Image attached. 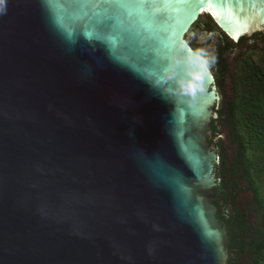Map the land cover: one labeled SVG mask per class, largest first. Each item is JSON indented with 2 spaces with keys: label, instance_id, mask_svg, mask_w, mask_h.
<instances>
[{
  "label": "water",
  "instance_id": "obj_1",
  "mask_svg": "<svg viewBox=\"0 0 264 264\" xmlns=\"http://www.w3.org/2000/svg\"><path fill=\"white\" fill-rule=\"evenodd\" d=\"M149 2L116 32L70 0L0 5V264H228L219 95L186 37L204 14L262 33L264 0Z\"/></svg>",
  "mask_w": 264,
  "mask_h": 264
},
{
  "label": "trees",
  "instance_id": "obj_2",
  "mask_svg": "<svg viewBox=\"0 0 264 264\" xmlns=\"http://www.w3.org/2000/svg\"><path fill=\"white\" fill-rule=\"evenodd\" d=\"M216 27L206 15L191 31L214 32ZM220 33L222 37L210 49L196 41L190 44L213 66L215 85L222 95L214 107L217 119L211 121L209 141L219 156L218 182L212 189L216 216L225 223L230 239L228 264H264V36L255 34L247 46L246 38L235 43ZM241 46L248 49L239 53L230 70L226 54ZM227 75L231 95L226 90ZM242 193L249 196L244 205L238 202Z\"/></svg>",
  "mask_w": 264,
  "mask_h": 264
},
{
  "label": "snow or ice",
  "instance_id": "obj_3",
  "mask_svg": "<svg viewBox=\"0 0 264 264\" xmlns=\"http://www.w3.org/2000/svg\"><path fill=\"white\" fill-rule=\"evenodd\" d=\"M81 7L90 9L84 12L87 22L97 28L111 27L113 32L119 30L125 18H131L151 7L149 0H70ZM4 0H0V5ZM211 7V6H210ZM2 11V9H0ZM114 46L123 39V33L111 37Z\"/></svg>",
  "mask_w": 264,
  "mask_h": 264
},
{
  "label": "rangeland",
  "instance_id": "obj_4",
  "mask_svg": "<svg viewBox=\"0 0 264 264\" xmlns=\"http://www.w3.org/2000/svg\"><path fill=\"white\" fill-rule=\"evenodd\" d=\"M206 19V14H204V15H202L200 18H199V21H204ZM198 21V22H199ZM217 28V27H216ZM193 29V28H192ZM191 29V30H192ZM219 30L220 29H216L214 32H218L219 34H220V32H219ZM203 30L201 31H197V32H195V31H190L189 32V34H188V36L186 37V41H187V43H189V44H191V42H193V41H196V43H198L199 45H201V46H204V45H207L206 47H205V49H210L211 47H213L215 44H216V42H217V40L219 39V37H220V35L218 34V35H214V34H212V35H209L208 37H203ZM251 44V42L250 43H248V45H250ZM201 57V56H200ZM202 58V57H201ZM203 59V58H202ZM204 61V63H206V66L208 67V69L210 70V72L213 74L214 73V68H213V66L209 63V62H207V61H205V60H203ZM228 86H230V84H231V82L229 81V79H228ZM228 90H229V88H228ZM220 136H218L217 138H216V140L219 138ZM222 138L223 139H225V134H223L222 135ZM249 199V196H248V194H241L240 195V197H239V200H238V202H239V204L240 205H244L246 202H247V200Z\"/></svg>",
  "mask_w": 264,
  "mask_h": 264
},
{
  "label": "flooded vegetation",
  "instance_id": "obj_5",
  "mask_svg": "<svg viewBox=\"0 0 264 264\" xmlns=\"http://www.w3.org/2000/svg\"><path fill=\"white\" fill-rule=\"evenodd\" d=\"M219 32H223V31H219ZM224 33V32H223ZM259 34H261V35H263L264 36V31L262 32V33H259ZM224 35H226L225 33H224ZM227 36V35H226ZM253 36H255V34L254 35H252V36H249V37H244V38H246L248 41H247V46H251L252 45V43H253V41H252V39H253ZM220 37H222V35H221V33H220ZM228 37V36H227ZM229 38V37H228ZM232 40V39H231ZM233 41V40H232ZM233 42H235V43H238V42H236V41H233ZM251 42V44L250 45H248V43H250ZM258 45H260V43L258 44ZM246 49H248L246 46H241V47H233L232 48V50L231 51H229V52H227V54H226V56L228 57V62L230 63V70H233L234 69V67H235V62H234V59L239 55V53L241 52V51H245ZM213 75V78H214V81H215V71H214V73L212 74ZM228 79H229V81H230V78L228 77V75H227V78L225 79V82H226V90H227V94L228 95H231V93H232V84H230V86H228ZM231 82V81H230ZM214 84H215V82H214ZM215 87H216V90H217V93H218V95H219V101H218V104H220L221 103V101H222V95H221V92H219V90H218V87L215 85ZM228 88H229V90H228ZM217 104V105H218Z\"/></svg>",
  "mask_w": 264,
  "mask_h": 264
},
{
  "label": "bare ground",
  "instance_id": "obj_6",
  "mask_svg": "<svg viewBox=\"0 0 264 264\" xmlns=\"http://www.w3.org/2000/svg\"><path fill=\"white\" fill-rule=\"evenodd\" d=\"M205 11V10H204ZM204 11L202 12L203 14H204ZM234 39H236V38H234Z\"/></svg>",
  "mask_w": 264,
  "mask_h": 264
}]
</instances>
